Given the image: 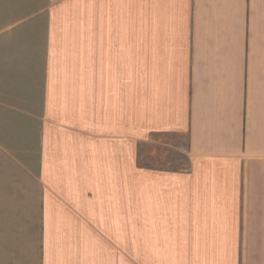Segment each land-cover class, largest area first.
I'll list each match as a JSON object with an SVG mask.
<instances>
[{
  "label": "crops",
  "instance_id": "obj_1",
  "mask_svg": "<svg viewBox=\"0 0 264 264\" xmlns=\"http://www.w3.org/2000/svg\"><path fill=\"white\" fill-rule=\"evenodd\" d=\"M11 62L42 113L32 175L0 142V264H264V0H0Z\"/></svg>",
  "mask_w": 264,
  "mask_h": 264
},
{
  "label": "rangeland",
  "instance_id": "obj_2",
  "mask_svg": "<svg viewBox=\"0 0 264 264\" xmlns=\"http://www.w3.org/2000/svg\"><path fill=\"white\" fill-rule=\"evenodd\" d=\"M3 65L10 70L0 73V142L3 140L5 149L12 142L15 148L18 146L21 179H26L35 172L38 162L42 64L11 62ZM4 66L0 65V72ZM151 144L156 150L153 158H158L160 165L186 166L185 155L179 150L184 144L182 138H158Z\"/></svg>",
  "mask_w": 264,
  "mask_h": 264
}]
</instances>
